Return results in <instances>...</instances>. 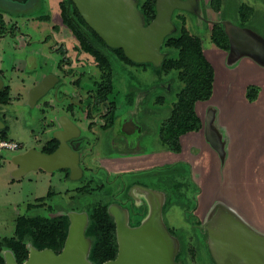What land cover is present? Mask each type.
<instances>
[{
  "label": "rangeland",
  "instance_id": "rangeland-1",
  "mask_svg": "<svg viewBox=\"0 0 264 264\" xmlns=\"http://www.w3.org/2000/svg\"><path fill=\"white\" fill-rule=\"evenodd\" d=\"M62 1L0 0L3 20V27L0 28V65L8 69L4 76L1 75L0 82L11 87V104L3 121L8 127L6 137L21 145L18 150L0 149V238L13 235L18 216H56L87 211L97 202L118 204L127 197L132 184H136L140 188L135 192L145 202L152 197L148 191L161 196L163 207L158 203L155 208L159 207L157 228L162 231L165 243L172 239L177 248L181 246L185 264H208V260H211L210 248L216 256L217 249L224 255L225 264H235L234 259H243L236 256L238 250L249 249L250 233L247 231L250 230H243L244 226L240 230L241 226L237 224L239 230L230 228L223 231L212 247L206 240L203 228L210 226L209 219L215 220L222 215L219 214L222 208H227L218 198V193L222 192H218L217 187L222 181L219 172L224 165H235L232 171L238 175V188L248 191L245 180L250 178L254 187L264 194V63L238 51L215 46L212 26L217 23L247 29L261 39L264 47V0H218V11L214 8L217 2L213 0H176L185 4V8L175 6L171 9L174 20L170 19V24L180 23L177 17L185 19L186 29L201 39L204 55L213 68L212 95L209 100L196 104L197 115L202 117L203 112H213L211 129L217 134L221 132L226 141L228 127L224 124V117L237 109L248 112L247 118H242L249 126L247 144L241 151H235L233 159L228 160L229 155L227 157L220 147L214 148L209 144L211 148L208 149V146H203L204 139L200 134L202 125L197 131L180 137V151L170 150L163 145L159 136L161 125L169 117L176 95L183 87L176 72L165 73L162 79H158L150 68L115 64L113 83L119 106L113 125L102 127L100 118L80 119L81 129L90 131L89 139L91 137L81 144L80 155L87 153L83 177L67 180L58 169L49 172L41 168L17 175L13 157L31 147L36 150L42 148L51 136L49 120L52 114L51 107L29 103L30 90H26V87L33 82L31 71L13 70L12 66H17L18 58L25 56V53L39 49L45 55V59L40 60L43 69L49 70L48 65H51L52 72L58 71V60L62 56L49 49L56 41L52 35L54 26L50 21L61 13ZM186 3L190 6L186 7ZM245 6L252 9L250 14L244 9ZM46 15L51 20H47ZM40 41L47 44L43 45ZM258 56L264 60V54ZM84 58L90 65L83 66L82 72L85 73L78 84L86 93L88 89L95 90L102 79L91 57L80 54L78 61L86 63ZM131 88L134 89L129 94ZM65 102L63 98L60 99L61 104ZM81 103H84L80 109L83 114L78 113L85 116L87 102ZM28 123H33V126ZM188 149L193 155L187 153ZM101 183H104L103 186H98ZM84 185L95 191L78 193L77 189ZM225 186L233 188L231 183ZM50 192L52 195L47 198ZM40 198H44V205L28 208L31 204L38 205L37 199ZM245 201L248 202V199ZM210 206L211 212L206 217L205 210ZM143 210V205L136 208V211ZM146 215H136L135 220L141 217L144 220ZM78 222L79 225L82 223L80 220ZM134 222L130 221L131 225ZM220 224L225 226V223ZM220 224L217 228L221 229ZM166 228L170 230L169 236ZM219 241L223 245L220 248L217 245ZM79 247L82 250L80 243ZM6 251L2 250L3 257Z\"/></svg>",
  "mask_w": 264,
  "mask_h": 264
},
{
  "label": "trees",
  "instance_id": "trees-1",
  "mask_svg": "<svg viewBox=\"0 0 264 264\" xmlns=\"http://www.w3.org/2000/svg\"><path fill=\"white\" fill-rule=\"evenodd\" d=\"M213 1L217 2L214 8L218 11V0ZM156 2V0H131V4L144 27H147L155 19ZM244 9H247L248 14L252 12L250 7L245 6ZM60 11L63 25L72 34L76 42L75 50L79 54L91 57L101 73L102 80L97 84L96 89H88L86 93H83L78 83L85 72L74 69L65 70V75L68 76L77 72V76L71 84L83 98L90 99L87 105L88 118H95L102 112L103 106H106L107 112L102 115L103 123L101 126L113 125L119 106L113 83L115 64H131L143 66L145 69L150 68L158 79H162L165 73L175 71L183 87L176 95V101L169 117L161 125L159 136L161 143L167 148L176 152L180 151V137L188 132L197 131L202 125L201 119L195 111L196 104L209 100L213 90L212 65L204 55L201 39L186 29L185 19L177 17L180 23L174 22V29L163 36L158 47L159 57L156 60L137 62L129 58L121 47L108 44L94 29L89 27L72 0H63ZM2 27L3 20L0 15V28ZM212 31L213 44L221 49L229 50L228 36L223 25L214 23ZM68 62H70L69 58L62 59V63ZM85 64H88V60ZM132 89L134 88H131L129 94L132 93ZM9 102V87L2 85L0 87V106H5ZM67 108L71 110L72 104ZM6 131L7 127L4 126L0 130V137L8 140ZM57 146L58 140L52 138L46 142L41 151L52 153ZM93 191L95 189L89 186L77 189V192L81 194H88ZM51 195L50 192L47 198ZM37 201L39 202L38 205L31 204L28 205V208L44 205V198L37 199ZM110 203L97 202L83 212L85 216L83 236L89 242L86 258L92 264H103L115 259L117 255V226L114 215L108 209ZM48 209L51 210L52 208L49 206ZM128 213L127 216L131 218L130 221H135L131 227L137 228L143 223L142 217L145 213H139L133 208L128 210ZM136 215L142 217L140 216V219L135 220ZM70 216L67 213L56 216H18L13 235L0 238V264H4L2 250L10 251L17 264L26 260L30 247L37 250L49 249L59 253L64 246L71 224Z\"/></svg>",
  "mask_w": 264,
  "mask_h": 264
},
{
  "label": "water",
  "instance_id": "water-1",
  "mask_svg": "<svg viewBox=\"0 0 264 264\" xmlns=\"http://www.w3.org/2000/svg\"><path fill=\"white\" fill-rule=\"evenodd\" d=\"M72 1L89 27L94 29L108 44L121 47L129 58L137 62L156 60L159 57L160 41L166 33L171 31L170 28H173L170 24L171 9L175 6L185 8V4H180L176 0H156L155 19L144 27L131 0ZM223 27L228 36L230 50L259 59L264 63V60L257 58L258 55L264 54L263 42L259 37L244 28L232 25ZM57 79L52 74L45 76L30 90L29 103L33 105L55 85ZM58 123L60 129L53 134V138L58 140L57 148L52 153L28 149L15 155L13 161L17 166V175L37 168L46 171L69 168L72 174L79 172L78 154L68 142L76 136L78 128L67 116L60 117ZM71 177L74 178L73 175ZM78 220L82 222L80 225ZM159 220L158 207L149 215L147 221L136 229L126 230L116 222L117 255L115 259L103 264H170L173 253L168 251L161 235L162 231L157 228ZM84 223V215L72 219L64 246L59 253L49 249L37 250L30 247L26 260L21 264H92L86 258L89 242L84 238L83 231L81 232ZM79 243L82 250H80ZM238 252L243 259H234L235 264H250V248L238 250ZM217 253L218 256H223L218 250ZM4 264H17L10 251H6L4 255Z\"/></svg>",
  "mask_w": 264,
  "mask_h": 264
},
{
  "label": "crops",
  "instance_id": "crops-1",
  "mask_svg": "<svg viewBox=\"0 0 264 264\" xmlns=\"http://www.w3.org/2000/svg\"><path fill=\"white\" fill-rule=\"evenodd\" d=\"M46 19L51 20V18H49V16L47 17V15ZM50 22H52L51 24H53L54 26V29H52V35L54 36L56 41L51 44V47H49V49L51 51L54 50L59 52L62 56L58 60V71L52 72V70H50L52 67L51 65H48V69L50 71L46 70V68L43 69L40 60L42 58L45 59V55L44 53L40 52L39 49H34V51L31 50L29 54H26L24 52L25 56L18 58L17 66H12L13 70L29 69L31 71L30 77L33 79V82L27 85L26 90H31L33 87L38 85L45 76L49 74H52L58 78L55 85L34 103L42 105L43 107H51L52 115L49 120L51 136L46 140V142L53 138L52 133L54 131L60 129L57 118H59L61 115L67 116L77 126L78 129L81 128L80 119H83V117L79 114V108L80 106H83L82 104H84L81 103V101H86V104L89 103V101L87 100L88 98H83L79 94L78 90L71 84L73 79L77 76V72H74L72 75L68 76L65 75V70L74 69L75 71L82 72L83 66H89L90 64H85L78 61L80 58V54L75 50L76 42L72 34L63 25L60 13L58 14V17H55ZM40 42H42L43 45L47 44L46 41ZM65 57L69 58L70 62L62 63V59ZM7 70L8 69H5L0 65V77L1 75L4 76L7 73ZM6 86L9 87L10 96L11 87L10 85ZM61 98H63L66 102L61 104ZM10 104L11 97L9 104L0 106V120H2V128L4 126L7 127V125L3 121V117L7 115ZM70 104H72L73 106L71 110L67 108ZM249 112L251 113V111ZM247 113V111L237 109L233 112H229L228 116L224 117V124H226L228 127V137L226 141H224V135L221 132H218L217 134V132L211 129L210 124L214 120L213 112H203L202 117L198 115L202 122L200 134L202 136V139H204L203 146H208V149L211 148L210 145H212L214 148L220 147L221 149L225 150V153H227V157L229 155L228 160L233 159L235 157V151H241V148L245 147L247 144L246 136L249 133V126H247L242 120L243 116L247 118ZM27 122H29V119H27ZM28 125L30 124L28 123ZM30 126H33V123H31ZM14 142L16 141L14 140ZM46 142L42 145V147L46 144ZM41 149L42 148H40L39 151H41ZM187 153L193 155V152L189 149L187 150ZM223 167L224 168H222V170L219 172V176H221L222 174V181L217 185V187L218 192L221 191L222 193H218V198L220 199L221 204H223L225 208H227H222L219 212L229 214L241 225H243L245 229L247 228L251 233H253V235L250 233V264H264V194H261V191L254 187V182H252L250 178H248L247 181L245 180V186H247L249 190H246L244 192L242 188L240 189L236 186L240 183V181L238 179L237 173L235 171H232L235 165L228 164L224 165ZM230 171L232 172L230 173ZM230 183L233 184V188L231 186H225L226 184ZM246 199H248V202L245 201ZM241 204L243 205V207L241 206ZM211 207L212 206L205 210L206 217L207 214L211 212Z\"/></svg>",
  "mask_w": 264,
  "mask_h": 264
},
{
  "label": "flooded vegetation",
  "instance_id": "flooded-vegetation-1",
  "mask_svg": "<svg viewBox=\"0 0 264 264\" xmlns=\"http://www.w3.org/2000/svg\"><path fill=\"white\" fill-rule=\"evenodd\" d=\"M188 3H190V5H191V2H188ZM188 3H186V5H187L186 7L190 6ZM171 20H174V13H172ZM81 107L82 106H80L79 109H81ZM80 112H81V114H83V112L81 110H80ZM85 112H87V107L85 109ZM106 112H107L106 106H103L102 112L100 114H98L97 116H95V119L100 118L101 119V124H102L103 123L102 115L105 114ZM82 117H83V119H85V118L88 119L87 114L85 116L83 115ZM88 132H90V131H87V129L85 131V130H82L81 128H79L78 129V133L76 134V136H74L73 138H71L68 141L69 144L71 145V148L74 151H76L77 154H78L77 165H78L80 170H79L78 173H73L72 174L69 168H59L58 170H60L62 172V175L64 176V179L68 180V179L72 178L71 177L72 175L74 176V178H72L73 180H79V179H81L83 177V166L87 167L86 163L84 162V157H85V155L87 153H85L84 155L81 156L80 152H81V149H82L81 148L82 141L91 139V137L89 139V135L88 134H90V133H88ZM90 169L92 171H94V172L96 171L95 169H92V168H90ZM49 172H52V171H49ZM101 184H98V185H101ZM84 186H87V185H84ZM139 188H140L139 185L132 184L131 189H129V191H128L127 197L124 200H122L118 204L117 203H115V204L110 203L108 205V209L114 215L115 221L117 223H119L121 227L125 226L124 228L126 230L136 229V228L131 227V223L129 221V216H127L129 214L128 210H130L131 208L136 210L137 207H139L140 205H143L144 206V210L143 211H137V212L147 214L146 215L147 217H145L144 220H143V222H146L148 217H149L148 216L149 212H151L152 209L156 210L155 208L158 205V203H159V206L161 205L163 207V204L161 202V200H162L161 196H159L157 194L154 195V193L152 191H148L149 193L152 194L151 199H149L148 202L147 201L145 202V199L143 201L139 197V195H137L136 192H135V190L139 189ZM144 203H146L147 205H145ZM112 207L113 208L115 207L116 210L113 211ZM219 214H222V215L219 216L220 218L218 216H217V219L215 218L217 224H215V220H214V218H212V219H209V221H208L210 226L208 225L207 227L203 228V233L205 234L206 240H208V242H209L208 244L209 245L211 244L210 246H212V247H214V245L216 244L215 242L217 241V239H219V237L221 236L223 231L225 232L227 229L229 230L230 228L239 230L236 227L237 224H239L241 226L240 230H242V226H243L238 221H236L233 217H231L229 214L220 213V212H219ZM70 215H71L70 217H71V221H72V219L74 217H76V216H83V212L82 211H79V212H76V213L73 212ZM225 220H230V221H225ZM220 223H225V226H221ZM226 223H227V225H226ZM218 224H220L221 229H220V227L217 228ZM165 230H166V232H167V234L169 236L171 234L170 230L168 231L167 228ZM243 230H246L245 227H243ZM241 233H243V232H241ZM241 233H240V235L242 237ZM250 238H251V236H250ZM170 241L171 242H168V244L166 243L168 251H171L173 253L172 254L173 255L172 256V261H170V264H185L186 263V259L184 260L182 258L181 246L178 245V248H177V245L174 243V241L172 239ZM221 242L222 241H219L217 243L219 248L221 246H223V245H221ZM250 247H251V239H250V243H249V248ZM210 251H211V260H208L209 261L208 264H225L224 255L222 257L216 256L215 252H214V250L212 248H210ZM222 253H224V247H222ZM238 256H240V255L237 254L236 257H238Z\"/></svg>",
  "mask_w": 264,
  "mask_h": 264
},
{
  "label": "built area",
  "instance_id": "built-area-1",
  "mask_svg": "<svg viewBox=\"0 0 264 264\" xmlns=\"http://www.w3.org/2000/svg\"><path fill=\"white\" fill-rule=\"evenodd\" d=\"M21 145L17 142L0 138V149L18 150Z\"/></svg>",
  "mask_w": 264,
  "mask_h": 264
}]
</instances>
